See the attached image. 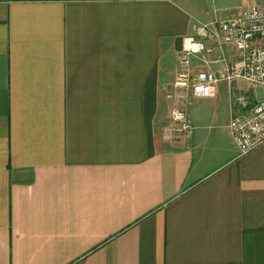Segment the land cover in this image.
<instances>
[{
    "label": "crops",
    "instance_id": "crops-1",
    "mask_svg": "<svg viewBox=\"0 0 264 264\" xmlns=\"http://www.w3.org/2000/svg\"><path fill=\"white\" fill-rule=\"evenodd\" d=\"M248 5L0 0V264H264V142L228 130L262 89L164 129L168 54Z\"/></svg>",
    "mask_w": 264,
    "mask_h": 264
},
{
    "label": "built area",
    "instance_id": "built-area-1",
    "mask_svg": "<svg viewBox=\"0 0 264 264\" xmlns=\"http://www.w3.org/2000/svg\"><path fill=\"white\" fill-rule=\"evenodd\" d=\"M173 85L178 93L169 109L167 135L186 136L190 125L184 97H213L219 82L241 80L259 86L262 97L243 113H234L228 130L239 154L264 142V8L248 5L218 21L213 30L180 38Z\"/></svg>",
    "mask_w": 264,
    "mask_h": 264
},
{
    "label": "rangeland",
    "instance_id": "rangeland-1",
    "mask_svg": "<svg viewBox=\"0 0 264 264\" xmlns=\"http://www.w3.org/2000/svg\"><path fill=\"white\" fill-rule=\"evenodd\" d=\"M167 67H168V70L170 71L169 73L171 74V81H168V82H171V87H172V89L174 88L176 91L178 90L180 93H181V95H184L185 94V91L184 90H181V89H178V88H176L174 85H173V82H174V79H175V73L177 72V68H178V66H177V63H176V57H174L173 58V60H172V58H171V53H169L168 54V64H167ZM170 85V84H169ZM248 85H250V86H252L251 84H248ZM176 91H172L171 93H168L167 95H166V100H167V105H166V102H165V105H166V107L168 106L169 107V105H170V103H171V99L173 98V94L176 92ZM254 91H256L257 93H259L260 91H259V89L258 88H256ZM184 98H189V102L187 103V100L184 102V107H186V104H187V107H225V105H226V98L224 97H217V98H215V99H213V98H209V97H207V98H203V99H201V98H194V97H184ZM170 108H172V107H169V109ZM169 109H168V113H169ZM168 117H169V115H168ZM169 119V118H168ZM164 124H165V127L167 126V124H168V120H166L165 122H164ZM165 127H164V129H165Z\"/></svg>",
    "mask_w": 264,
    "mask_h": 264
}]
</instances>
